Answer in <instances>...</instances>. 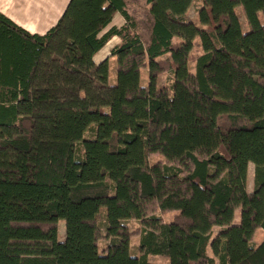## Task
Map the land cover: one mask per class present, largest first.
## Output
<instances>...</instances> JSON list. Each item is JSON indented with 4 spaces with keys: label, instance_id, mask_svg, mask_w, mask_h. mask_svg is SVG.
<instances>
[{
    "label": "trees",
    "instance_id": "obj_1",
    "mask_svg": "<svg viewBox=\"0 0 264 264\" xmlns=\"http://www.w3.org/2000/svg\"><path fill=\"white\" fill-rule=\"evenodd\" d=\"M194 1L147 0V47L125 0H69L43 35L0 14V264H264V0H201L204 28Z\"/></svg>",
    "mask_w": 264,
    "mask_h": 264
},
{
    "label": "rangeland",
    "instance_id": "obj_2",
    "mask_svg": "<svg viewBox=\"0 0 264 264\" xmlns=\"http://www.w3.org/2000/svg\"><path fill=\"white\" fill-rule=\"evenodd\" d=\"M60 1V0H58ZM62 1V0H61ZM126 3V8L127 11L129 12V14L131 15L134 23H135V28H134V32L141 38L143 44L147 47L148 44L150 43V39H151V31H152V25H153V19L152 16L149 12V4L147 3V0H125ZM67 4L65 3V7L64 10L66 8ZM202 7V1L201 0H195L193 2V4L191 5L190 9L188 10L187 13V18L189 20H191L192 22H194V24H196L198 27L200 28H204L202 25H200L199 21H198V11L199 9ZM64 12V11H63ZM237 14L240 17V21L242 23V27L247 29V24L245 21V17L243 12L241 11L240 8H237ZM125 20L122 16H120L119 14H117L111 25V26H116V27H120L122 25H124ZM245 29V30H246ZM196 46L193 48L191 54H190V61H189V69L191 72L194 71L195 69V60L197 58V56L199 54L202 53L201 47L198 46V39L196 40ZM179 40L175 39L173 43H178ZM121 40L118 37H113L112 39H110V41L105 45V47L100 50L96 56H95V61L98 63L102 60H104L106 57H108L110 55V51L111 49L120 44ZM167 57L168 55H164L162 56L160 59L163 62H166L165 65V70L160 74L159 78H158V87L162 88L166 85H169L171 83V79H172V74L171 71L169 69V65L167 63ZM112 61V67L114 64V58L111 60ZM112 73H113V68H112ZM112 77V74H111ZM142 82L143 83H147V77H146V70L143 69L142 72ZM91 132H88L86 134V137L89 138L91 137ZM158 160V158L156 156H152L150 158V161H156ZM252 177H253V164L250 163L248 165V175H247V185H248V189H251L252 186ZM248 191V190H247ZM170 216L165 217V220H169ZM240 219V214L239 212H236L235 215V222H239ZM127 226L129 227V229L131 231H137L139 224L136 221H130L127 223ZM100 228H101V232L104 235L105 234V222H100ZM219 231L218 228L214 229V237L217 235V232ZM58 239L59 241H64L65 239V222L64 221H60L58 223ZM264 239V230L260 229L256 232L255 236H254V241L255 242H261ZM137 245H138V237L134 238L132 240V243L130 245L131 251L133 254H137ZM106 247V242L104 240L100 241L99 243V249L100 251H103ZM210 250V249H209ZM211 252V250H210ZM149 262L152 264H168V261L160 256H150L149 257Z\"/></svg>",
    "mask_w": 264,
    "mask_h": 264
},
{
    "label": "crops",
    "instance_id": "obj_3",
    "mask_svg": "<svg viewBox=\"0 0 264 264\" xmlns=\"http://www.w3.org/2000/svg\"><path fill=\"white\" fill-rule=\"evenodd\" d=\"M65 3L68 4L69 0H0V14L31 34L43 35L55 26L62 16ZM247 190L248 192L253 190V177L251 189L249 190L247 185ZM254 243L260 244L255 241ZM208 254L212 255L210 250Z\"/></svg>",
    "mask_w": 264,
    "mask_h": 264
}]
</instances>
